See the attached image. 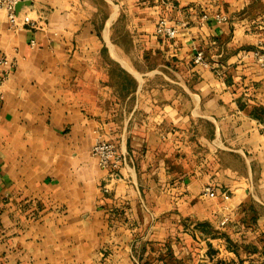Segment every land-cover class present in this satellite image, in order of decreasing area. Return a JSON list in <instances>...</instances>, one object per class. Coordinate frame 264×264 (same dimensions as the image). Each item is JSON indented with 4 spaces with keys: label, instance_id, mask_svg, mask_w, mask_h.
Returning <instances> with one entry per match:
<instances>
[{
    "label": "crops",
    "instance_id": "0c3cea01",
    "mask_svg": "<svg viewBox=\"0 0 264 264\" xmlns=\"http://www.w3.org/2000/svg\"><path fill=\"white\" fill-rule=\"evenodd\" d=\"M17 11L34 25L0 8V264H264V0Z\"/></svg>",
    "mask_w": 264,
    "mask_h": 264
},
{
    "label": "built area",
    "instance_id": "2783aa9c",
    "mask_svg": "<svg viewBox=\"0 0 264 264\" xmlns=\"http://www.w3.org/2000/svg\"><path fill=\"white\" fill-rule=\"evenodd\" d=\"M23 0H0V8L5 9L8 15V21L10 27L14 29H22L29 25H34L32 18L28 15H21L17 11V6ZM220 19H226L225 16H220ZM182 23L171 24L166 17H161L157 23V33L163 36L176 37L179 33V28ZM32 45H35V41H32ZM257 61L262 67H264V50H258L255 52ZM194 61L207 65L208 62L205 60L204 51L198 49ZM0 63L5 65H14L15 62L8 57H0ZM8 72L0 74V97H3V88L8 79ZM92 155L98 160L99 164L103 168L118 169L123 161V156L118 152L117 146L114 142L99 138L93 145ZM206 194L214 197L216 190L213 186L209 185L206 187Z\"/></svg>",
    "mask_w": 264,
    "mask_h": 264
},
{
    "label": "trees",
    "instance_id": "16d2710c",
    "mask_svg": "<svg viewBox=\"0 0 264 264\" xmlns=\"http://www.w3.org/2000/svg\"><path fill=\"white\" fill-rule=\"evenodd\" d=\"M220 264H227L225 261H221Z\"/></svg>",
    "mask_w": 264,
    "mask_h": 264
}]
</instances>
